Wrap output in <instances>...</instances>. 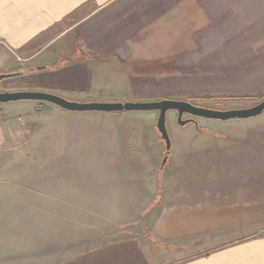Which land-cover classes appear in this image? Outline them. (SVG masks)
Instances as JSON below:
<instances>
[{
  "label": "crops",
  "instance_id": "crops-1",
  "mask_svg": "<svg viewBox=\"0 0 264 264\" xmlns=\"http://www.w3.org/2000/svg\"><path fill=\"white\" fill-rule=\"evenodd\" d=\"M48 30L55 34L37 51L19 52ZM15 72L0 92L79 102L257 98L264 95V0H0V74ZM49 111L76 118L53 123L62 157L72 155L66 147L92 149V164L84 156L85 168L69 174L77 184L61 193L72 199L56 207L65 215L0 217V225H21L0 233L13 241L0 246V264H264V112L198 131L201 118L181 126L170 111L165 155L157 112L10 102L0 104V151L19 145L24 126ZM46 192L30 189L25 199L22 187L0 185V208L56 209ZM86 209L107 210L119 236L85 247L76 216ZM76 240L79 250L70 252Z\"/></svg>",
  "mask_w": 264,
  "mask_h": 264
},
{
  "label": "rangeland",
  "instance_id": "rangeland-1",
  "mask_svg": "<svg viewBox=\"0 0 264 264\" xmlns=\"http://www.w3.org/2000/svg\"><path fill=\"white\" fill-rule=\"evenodd\" d=\"M15 77H7L6 79L1 80H9ZM59 78H49L48 82H56ZM264 99V98H263ZM261 101V100H260ZM259 101H249V100H238L234 102H223L224 104L220 105L219 108H212L218 110H228V109H237V108H247L255 105ZM222 107V108H221ZM207 108V107H206ZM170 112V111H169ZM140 114V113H135ZM99 116L100 115H96ZM169 117V113L166 114V125L167 119ZM189 116H184L183 119ZM97 118V119H98ZM76 119V118H75ZM74 118H66L62 115H56L54 112H45L39 115L36 118V121L29 122L24 126V130L21 138L19 139V145L16 142L12 145L11 143L8 146V149L4 152L0 151V185H14L22 187L23 197L25 199L28 197V190H47V196L49 200H51L52 205L56 208L60 207L62 203L61 201L72 199L71 194L67 195V199L62 195L61 190L66 189H74L77 184V178H71L69 174L74 171L81 170L85 168L82 165V161L78 162V159L83 158L84 156L90 159L92 164V149L81 150L80 153L74 148L66 147L65 153L72 155L62 157V140L61 137L56 133L53 127L54 122H58L61 120H75ZM197 124L195 125L198 131H201L200 127L203 128V125L211 124L213 129H216L215 126H220L222 124L219 121H212L207 119H198ZM200 122V124L198 123ZM203 122V123H201ZM215 122V123H213ZM214 124V125H213ZM210 127V126H208ZM167 129V128H166ZM58 132V131H57ZM168 132V131H167ZM169 136V134H168ZM170 140V136H169ZM65 145L63 146V148ZM30 153H32V157H30ZM87 162V163H88ZM68 175V176H67ZM81 183V180H79ZM78 183V184H79ZM75 184V185H70ZM51 190L53 192H51ZM44 205V203H42ZM34 212V216L39 220L40 217L44 215L49 216H61L65 215L64 210H59L58 208L52 209L47 208L42 209H10L5 210L0 208V217H8V216H16V217H27L31 213ZM104 212L105 215L103 214ZM107 210H83L82 213L77 214V218L79 221L84 222V241H82L85 247L93 246L97 243H103L106 241L114 240L119 235L115 234V228L107 223L108 214ZM107 214V215H106ZM67 216V215H66ZM105 223L101 224V223ZM21 225H0V233L9 234L16 228H19ZM105 228V233L102 235V239H98L97 241L87 240L90 238H94V234H96L95 230L99 228ZM38 231V230H37ZM13 243L12 240H0V246L6 248ZM19 244H23L24 241H17ZM70 243L74 244V249L70 252H77L79 249L75 248L77 243H81L78 240L70 241ZM6 246V247H5Z\"/></svg>",
  "mask_w": 264,
  "mask_h": 264
},
{
  "label": "water",
  "instance_id": "water-1",
  "mask_svg": "<svg viewBox=\"0 0 264 264\" xmlns=\"http://www.w3.org/2000/svg\"><path fill=\"white\" fill-rule=\"evenodd\" d=\"M18 74L19 73L16 72L0 74V81ZM19 101L48 103L57 106L62 110L75 113L157 112L156 130L164 143L166 152L170 150V140L166 129V114L169 111L176 113L177 123L181 126L194 122L193 119L196 118L217 121H227L233 119L245 120L257 117L264 112V99L247 108L218 110L195 106L186 101L168 99L156 102H79L67 100L60 96L40 91L0 92V104ZM184 116H189V119H183ZM165 162L166 156L162 160V165H164Z\"/></svg>",
  "mask_w": 264,
  "mask_h": 264
},
{
  "label": "trees",
  "instance_id": "trees-1",
  "mask_svg": "<svg viewBox=\"0 0 264 264\" xmlns=\"http://www.w3.org/2000/svg\"><path fill=\"white\" fill-rule=\"evenodd\" d=\"M85 10V6H81L80 8H78L77 10H75L72 14H70L66 20H71V19H75V17L79 14H82V12H84ZM55 34V31H51L48 30L47 32H44L42 34H40L39 36H37L35 39H33L32 41L28 42L25 46H23L22 48H20L19 52L20 53H24V54H28V53H32L37 51L44 43H46L48 41V39H50L52 37V35ZM87 58H90L89 56H86ZM91 58H95V57H91ZM29 70H27L26 72H28ZM264 98L263 96L257 97V98H242L239 100H249V101H260ZM231 102L234 100H222V99H217V98H201V99H194L192 100V104L195 106H199L198 104L200 102H206V103H214V104H219L221 102ZM236 101V100H235ZM201 107V106H200ZM169 151L165 153V155H168Z\"/></svg>",
  "mask_w": 264,
  "mask_h": 264
},
{
  "label": "flooded vegetation",
  "instance_id": "flooded-vegetation-1",
  "mask_svg": "<svg viewBox=\"0 0 264 264\" xmlns=\"http://www.w3.org/2000/svg\"><path fill=\"white\" fill-rule=\"evenodd\" d=\"M194 120V119H193Z\"/></svg>",
  "mask_w": 264,
  "mask_h": 264
}]
</instances>
